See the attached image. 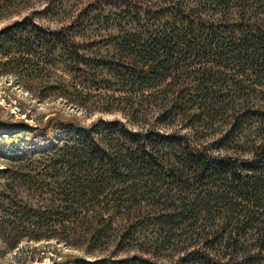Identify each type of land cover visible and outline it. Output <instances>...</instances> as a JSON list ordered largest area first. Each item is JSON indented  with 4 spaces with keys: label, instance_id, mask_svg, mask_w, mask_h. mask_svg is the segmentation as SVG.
<instances>
[{
    "label": "trees",
    "instance_id": "16d2710c",
    "mask_svg": "<svg viewBox=\"0 0 264 264\" xmlns=\"http://www.w3.org/2000/svg\"><path fill=\"white\" fill-rule=\"evenodd\" d=\"M27 1L0 0V18ZM45 1L0 28V75L117 116L0 119L7 248L93 256L52 264H264V0ZM252 129L251 155L231 153Z\"/></svg>",
    "mask_w": 264,
    "mask_h": 264
},
{
    "label": "rangeland",
    "instance_id": "374dc122",
    "mask_svg": "<svg viewBox=\"0 0 264 264\" xmlns=\"http://www.w3.org/2000/svg\"><path fill=\"white\" fill-rule=\"evenodd\" d=\"M87 0H70L68 9L73 12L82 6L83 2ZM152 1V0H151ZM45 0H28L19 8V13L13 14L8 17L0 18V28L17 19L33 9H41L45 5ZM67 9V10H68ZM68 10V11H69ZM70 15V13H69ZM67 15L63 18H45L39 17L38 20L41 23L50 25L52 27H59L62 24L70 22V16ZM61 109L65 115L78 113L80 117H83L85 123H90L92 120L97 119L100 115L104 117H115L116 114H103L100 112H86L79 111L75 108H70L63 103L62 99L49 98L43 101H39L34 98L31 92L24 89L12 75L4 74L0 75V119L19 122L25 120L26 122L36 123L38 120L44 118L47 119L54 111ZM177 127V125H176ZM254 129L249 130L239 143V149L232 150L231 153L241 156H250L248 148L252 140L255 139ZM212 137V136H211ZM226 154L228 152L222 151ZM9 163L0 156V170L3 169ZM77 256L83 255L85 250L68 247L64 243H58L57 240H43V241H28L23 240L19 246L15 249L7 248L3 239L0 237V264H52L54 261L61 259L62 255ZM61 255V256H60ZM88 259H92L90 255H86Z\"/></svg>",
    "mask_w": 264,
    "mask_h": 264
}]
</instances>
